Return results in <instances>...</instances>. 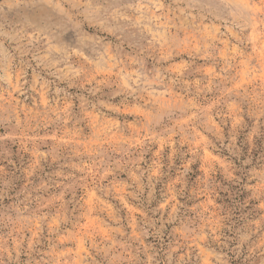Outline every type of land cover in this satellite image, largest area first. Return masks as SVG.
I'll return each instance as SVG.
<instances>
[{
  "label": "rangeland",
  "instance_id": "1",
  "mask_svg": "<svg viewBox=\"0 0 264 264\" xmlns=\"http://www.w3.org/2000/svg\"><path fill=\"white\" fill-rule=\"evenodd\" d=\"M0 264H264V0H0Z\"/></svg>",
  "mask_w": 264,
  "mask_h": 264
}]
</instances>
